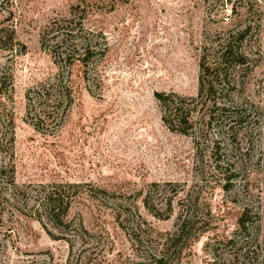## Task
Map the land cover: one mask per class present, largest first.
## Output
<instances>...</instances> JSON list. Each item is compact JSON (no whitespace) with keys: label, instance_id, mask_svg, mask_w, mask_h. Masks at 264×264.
Masks as SVG:
<instances>
[{"label":"rangeland","instance_id":"374dc122","mask_svg":"<svg viewBox=\"0 0 264 264\" xmlns=\"http://www.w3.org/2000/svg\"><path fill=\"white\" fill-rule=\"evenodd\" d=\"M79 1L0 0L16 47L0 49V75H11L0 88V264H158L190 197L198 237L172 264H264V0H85L105 54L65 71L73 102L39 123L52 107L27 95L58 72L41 34ZM245 27L250 60L218 99L246 118L208 125L200 102L192 128L170 129L156 93L196 96L204 47ZM52 188L65 192L61 221L42 205Z\"/></svg>","mask_w":264,"mask_h":264},{"label":"trees","instance_id":"16d2710c","mask_svg":"<svg viewBox=\"0 0 264 264\" xmlns=\"http://www.w3.org/2000/svg\"><path fill=\"white\" fill-rule=\"evenodd\" d=\"M85 18L86 2L82 0L71 6L69 16L54 18L42 31V45L52 54L58 72L55 81L43 82L32 89L34 95L31 92L27 95L30 105L41 98L45 105L52 107V109L44 110V115H36L39 123L58 120V113L61 112L62 115L64 112L60 111L63 105L66 107L73 102V88L70 79L64 81L65 71L70 70L76 61L85 67L95 56L100 57L105 54L104 47H96L92 44L95 35L85 28ZM247 31V27L232 30L216 43L204 47V53L200 59L199 90L196 96L185 97L174 92L156 93L158 101L165 110L163 121L170 129L185 133L188 128H192L194 126L192 111L197 108L200 102L208 105V125L217 117L224 118L223 120L230 125V128H233L236 123L243 122L246 118V109L233 102L229 103L226 99L220 101L218 93H229L235 88L237 83L231 78V71L238 66L247 64L250 60L249 55L241 47ZM13 42L14 29L0 27V49H15ZM8 74L0 75V88L6 86V83L10 81L11 75ZM231 122L233 123L230 124ZM36 127L39 128V124ZM10 170L9 179L11 178L12 182L13 169ZM6 171L7 167H1V174ZM225 176L228 177V171ZM14 187L16 188L15 184ZM17 192L23 191L17 190ZM64 193L59 188H52L44 193L42 205L46 215L52 220L61 221L60 214L68 208ZM197 204V197L189 198L187 212L180 216L177 230L166 240L165 247L155 255L158 264H172V256L181 250L182 241L188 239L194 241L198 237L195 231L196 221L193 220L194 215H192ZM250 212L249 208L244 207L238 220L244 233L248 230L247 222L250 220L248 217ZM255 217L258 219V213Z\"/></svg>","mask_w":264,"mask_h":264}]
</instances>
